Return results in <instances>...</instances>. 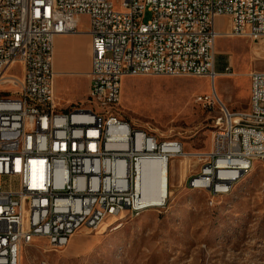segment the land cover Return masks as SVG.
<instances>
[{
  "label": "built area",
  "instance_id": "built-area-1",
  "mask_svg": "<svg viewBox=\"0 0 264 264\" xmlns=\"http://www.w3.org/2000/svg\"><path fill=\"white\" fill-rule=\"evenodd\" d=\"M82 16L89 92L84 103L59 110L54 39L79 34ZM220 18L226 32L215 30ZM219 38L263 39L264 0H0V264H20L36 241L59 251L82 228L154 208L142 198L144 164L163 163L169 175L183 145L118 117L122 80L213 81ZM248 78L246 113H229L216 95L198 98L218 104L219 114L211 150L195 155L204 162L187 185L207 188L212 199L264 164V133L246 128V121L264 124V71Z\"/></svg>",
  "mask_w": 264,
  "mask_h": 264
},
{
  "label": "rangeland",
  "instance_id": "rangeland-1",
  "mask_svg": "<svg viewBox=\"0 0 264 264\" xmlns=\"http://www.w3.org/2000/svg\"><path fill=\"white\" fill-rule=\"evenodd\" d=\"M227 28L226 19L216 21V31ZM87 31L88 19L82 16L79 34L68 40L57 63L72 71L85 68ZM214 53L215 72L221 73L213 81L152 76L122 80L118 117L180 142L189 155L187 160L178 157L170 162L164 196L159 191L158 204H150L160 207L139 216L123 213L109 218L96 230L82 228L59 251L44 240L36 241L22 253L20 264H264V164L255 162L222 197L212 199L208 192L192 191L187 185L204 162L195 155L211 150L213 122L219 114L218 104L209 107L198 98L216 94L229 113H246L248 76L264 71V38L256 42L219 38ZM11 73L19 76L18 68ZM86 84L83 75L57 79L58 109L84 103Z\"/></svg>",
  "mask_w": 264,
  "mask_h": 264
},
{
  "label": "bare ground",
  "instance_id": "bare-ground-1",
  "mask_svg": "<svg viewBox=\"0 0 264 264\" xmlns=\"http://www.w3.org/2000/svg\"><path fill=\"white\" fill-rule=\"evenodd\" d=\"M215 48V46H214ZM219 100L218 96H216ZM220 101V100H219ZM221 102V101H220ZM237 122V121H236ZM264 124L259 123L257 121H246V128H249L253 131V133H264L263 129ZM188 154H184V158L187 160ZM193 157V156H192ZM182 167V166H181ZM144 170H143V176H142V198L148 205L150 204H158L157 200H159L160 196L159 194L162 191V197L164 196V178L166 181V175L168 177V172L166 170V167L163 163L160 162H150L144 164ZM250 169H246L243 173V175L248 172ZM243 175L238 176L234 182L232 183V188L227 189L225 195L230 194V192L233 190L234 186L240 181V179L243 177ZM144 179V180H143ZM189 190L192 191H199V192H208L207 188H198V190H193V186H188ZM156 190L155 192H153ZM165 202V201H164ZM162 203V205L164 204ZM151 206V205H150ZM151 207H160V206H151ZM21 262V261H20Z\"/></svg>",
  "mask_w": 264,
  "mask_h": 264
},
{
  "label": "crops",
  "instance_id": "crops-1",
  "mask_svg": "<svg viewBox=\"0 0 264 264\" xmlns=\"http://www.w3.org/2000/svg\"><path fill=\"white\" fill-rule=\"evenodd\" d=\"M75 36H59L54 39L53 44V70L56 75L54 87L56 80L59 78H65L68 76H85L87 78V84H86V90L87 94L89 92V80H88V74L90 71V57H89V38H87L83 41V51L85 53V56L87 57V63L83 70H70L67 69L64 65L62 66L60 63H57V57L60 56L62 52H64L65 47L67 46L68 40L74 39ZM221 71H218V75H220ZM217 77V76H216ZM223 92V91H222ZM223 94V93H222ZM216 95V94H215ZM174 186L173 182L171 183V188Z\"/></svg>",
  "mask_w": 264,
  "mask_h": 264
}]
</instances>
